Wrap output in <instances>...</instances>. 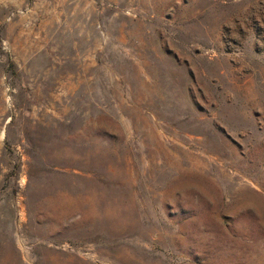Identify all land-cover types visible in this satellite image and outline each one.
I'll list each match as a JSON object with an SVG mask.
<instances>
[{
	"label": "rangeland",
	"instance_id": "obj_1",
	"mask_svg": "<svg viewBox=\"0 0 264 264\" xmlns=\"http://www.w3.org/2000/svg\"><path fill=\"white\" fill-rule=\"evenodd\" d=\"M0 264H264V0H0Z\"/></svg>",
	"mask_w": 264,
	"mask_h": 264
},
{
	"label": "trees",
	"instance_id": "obj_2",
	"mask_svg": "<svg viewBox=\"0 0 264 264\" xmlns=\"http://www.w3.org/2000/svg\"><path fill=\"white\" fill-rule=\"evenodd\" d=\"M11 67H13V64L11 63Z\"/></svg>",
	"mask_w": 264,
	"mask_h": 264
}]
</instances>
